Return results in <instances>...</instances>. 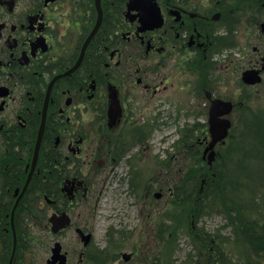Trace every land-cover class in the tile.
Instances as JSON below:
<instances>
[{
  "label": "flooded vegetation",
  "instance_id": "obj_1",
  "mask_svg": "<svg viewBox=\"0 0 264 264\" xmlns=\"http://www.w3.org/2000/svg\"><path fill=\"white\" fill-rule=\"evenodd\" d=\"M260 10L263 0H0V264H131L137 249L121 251L119 240L146 168L132 158L144 156L134 114L161 109L180 74L195 73L198 86L202 70L208 108L224 99L212 88L215 64L231 56L230 28ZM254 23L264 31L260 16ZM263 60L246 68L261 81ZM168 188L177 223L182 199ZM101 203L109 225L96 241ZM65 214L53 231L50 219ZM42 220L59 239L73 228L77 247L55 239L39 249Z\"/></svg>",
  "mask_w": 264,
  "mask_h": 264
},
{
  "label": "rangeland",
  "instance_id": "obj_2",
  "mask_svg": "<svg viewBox=\"0 0 264 264\" xmlns=\"http://www.w3.org/2000/svg\"><path fill=\"white\" fill-rule=\"evenodd\" d=\"M259 16L264 21V10L257 11L252 18L246 14L240 28H230L229 38L235 42L231 40V56L227 51L223 56L225 62L215 64L214 73L219 78H215L212 88L216 95L235 105L230 113L218 115V119L225 117L232 121L224 142H216L214 148L209 145L212 140L207 131L209 102L201 87L205 81L202 73H206L202 69L198 86L195 73L180 74L176 81L180 85L162 93L166 101L161 109L146 107L134 114L133 132L142 141L134 147H141L144 156L137 157L133 152L132 158L144 160L146 168L137 169L139 176L143 175L142 195L138 209H129V233H123L119 240L121 251L137 249L131 264H264V76L253 85L245 86L241 80L242 71L264 57V31L259 30L260 22L254 23ZM247 40H251L249 45ZM238 48L243 52L239 53ZM186 81H190L188 86L183 84ZM190 140L196 142L200 151L195 157L185 155L183 150L186 146L182 144ZM211 149L217 157L209 164L201 154ZM199 172L205 185L196 179ZM104 176L102 173L99 177ZM175 180L187 200L196 201L193 224L189 217L178 218L176 223V207L168 188ZM147 189L150 193L145 195ZM103 203L93 218L96 241L103 240L105 226L109 225L106 215L110 211L105 210ZM143 207L145 211H141ZM143 221L148 231L157 229L158 223L165 232L145 233ZM74 222L80 223L75 218ZM175 223L179 224L178 230ZM36 233L39 249L59 239L50 233L43 220L38 223ZM63 233L60 236L63 247L76 248L73 228ZM199 235L215 239L217 245L213 250L210 245L203 247ZM165 249L168 251L164 257Z\"/></svg>",
  "mask_w": 264,
  "mask_h": 264
},
{
  "label": "water",
  "instance_id": "obj_3",
  "mask_svg": "<svg viewBox=\"0 0 264 264\" xmlns=\"http://www.w3.org/2000/svg\"><path fill=\"white\" fill-rule=\"evenodd\" d=\"M242 79L247 83H254L260 81V78L257 75L256 70H245L242 74ZM231 108H232L231 102H225L219 99H215L211 101V105L209 108V119H208L209 130L212 136V140L209 144L210 147H212L217 141L221 140L227 135V130L228 127L230 126V121L225 118L218 119L217 115L228 114L231 111ZM213 158H214V152L211 151L208 155L209 163H211ZM50 221L52 222L53 230H57L58 228L63 227L65 224H68L69 222L67 216L65 215H63V217L60 216V217L51 218ZM59 249H60L59 244L56 243L54 248V257L57 256Z\"/></svg>",
  "mask_w": 264,
  "mask_h": 264
},
{
  "label": "trees",
  "instance_id": "obj_4",
  "mask_svg": "<svg viewBox=\"0 0 264 264\" xmlns=\"http://www.w3.org/2000/svg\"><path fill=\"white\" fill-rule=\"evenodd\" d=\"M202 176H203V175L199 172V173L197 174V176H196V179H197V180H200ZM206 182H207V181H206Z\"/></svg>",
  "mask_w": 264,
  "mask_h": 264
}]
</instances>
